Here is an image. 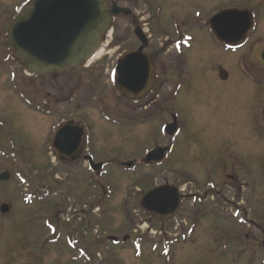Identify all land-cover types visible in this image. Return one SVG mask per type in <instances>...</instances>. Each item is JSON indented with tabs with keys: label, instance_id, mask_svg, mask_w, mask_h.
<instances>
[{
	"label": "rangeland",
	"instance_id": "1",
	"mask_svg": "<svg viewBox=\"0 0 264 264\" xmlns=\"http://www.w3.org/2000/svg\"><path fill=\"white\" fill-rule=\"evenodd\" d=\"M27 1L0 0V24L11 27L16 11ZM180 7L204 30L190 42V55L198 62L206 54L216 58L198 66L189 80L181 118L186 131L173 142L176 156L169 160L178 167L174 170H151L138 161L153 143L163 142L160 123L138 128L132 123L120 125L124 122L113 116L118 110L113 83L120 47L117 31L130 29L126 18L115 21L103 55L90 71L81 78L76 73L45 78L42 94L36 91L38 81L12 55H0L6 60L0 66V143L5 150L0 154V174L12 172L11 180L0 181V206L9 203L12 211L0 219V264H250L252 260L264 264V231L259 232V226L264 230V94L257 88L254 100H248V85L239 82L244 78L240 54L222 62L223 50L206 28L210 18L224 9H254L259 27L253 40L260 39L257 48H264V0H187ZM162 32L154 36L157 46L164 41ZM9 66L21 77L8 80ZM218 66L228 69L232 79L222 87L209 81ZM251 66L255 73L263 67L254 59ZM206 84L210 85L201 87ZM203 92L212 95L208 104L200 102ZM99 101L112 114L110 120L100 114ZM206 105L215 109L209 111L210 117L204 112ZM38 112L49 117L39 118ZM69 119L88 127L90 151L97 162L106 164L102 174L89 173L83 161L65 164L52 157L54 136ZM130 161H136L131 171L121 166ZM228 174L236 180L222 181ZM206 183L218 185L219 195L216 186L210 189ZM164 184L199 191L204 202L197 205L195 198L189 199L174 216L151 217L141 207L142 198ZM26 197L31 198L29 203ZM224 198L232 202L217 206ZM89 200L100 209L99 214L97 205L90 211L88 260L81 258L86 244L73 241L63 211L71 202ZM240 206L248 207V212ZM146 224L155 233H142ZM126 236L130 241L125 247L109 242ZM239 243L254 252L237 247Z\"/></svg>",
	"mask_w": 264,
	"mask_h": 264
},
{
	"label": "flooded vegetation",
	"instance_id": "2",
	"mask_svg": "<svg viewBox=\"0 0 264 264\" xmlns=\"http://www.w3.org/2000/svg\"><path fill=\"white\" fill-rule=\"evenodd\" d=\"M109 1L111 5L117 4L121 8H127L130 10L129 15L122 16L115 20L117 21L119 19L126 18L127 21H129L130 27L129 30L127 29L117 31L116 44H119L120 47L118 56L115 61V68L117 69L118 73V85H115V89L117 92L115 108L116 110L118 108V110L115 114L119 120L126 123L139 122L140 124H142L143 122H145L149 126H155V123H160L159 126L162 130L164 126L172 122L171 120L174 119L175 116L178 117L179 120L183 117V111L185 110V103L187 99L186 93L191 84L189 81L190 78L193 77L194 74H196L198 66H203L204 63L213 60L214 58H216V56L213 54H206V56L202 57L201 62H198L194 57L190 55L191 51H187L186 48L188 39H190L189 41L192 42L196 40V37L200 33H204V30L200 24H198L195 20L187 19L186 14L183 13L185 9L180 7V3L185 4L187 0H124V4H126L125 6H121L117 0ZM170 9L172 10V12ZM165 12H170V15L165 17V15L167 14H165ZM0 25V55H8L9 48L7 47L5 39L9 30V26H7V24L5 23H1ZM258 26V15H256L255 13L254 29L249 33L248 39L245 42L244 46L237 49L235 52L234 49L227 47L225 44L217 42L216 38L212 34L211 27L209 25H206V28L213 36V39L223 50L221 60L222 62H224L225 60L228 62L230 57L234 56V54L236 53L240 54L238 62H240V69L244 78L240 79L239 82L241 81L244 85H248V89L250 87L249 90H245L247 91L245 95L249 97L248 100H254L257 88L261 90L262 95L264 94V61L262 60L264 48H257L259 47L257 45L261 42L260 39L253 40L255 37L254 33L258 29ZM159 30L163 31L162 33L165 35V38L163 39L164 41L161 42L159 46H157L155 44L154 36L158 35V32H160ZM144 37H147L149 41L148 47L143 54L149 57L152 65L150 67L147 60H143L146 63L147 71L142 75L141 89L137 93L141 97L128 98L122 93L121 84H119L120 68L122 67L125 55L129 53L140 52V48L144 44ZM124 47H127V49L122 50ZM252 59L262 63L263 65V67H261L256 73L251 68ZM4 61V57L0 56V66ZM133 62V66H138V60ZM87 69L88 68H84L82 69V71H89ZM222 70L228 71V69L222 66H218L217 70L213 74H211V79L209 81L215 82L221 87L224 86V84L231 82L232 79L229 71V78L227 80L221 79L220 72ZM35 79L36 81H38V83H35H37V85L39 84V87H37L36 91L42 94L43 79L42 77H35ZM209 85L210 84H206L202 85L201 87H206ZM210 97H212L211 94L207 95L203 92V94H201L200 102L202 104H208L210 101H212ZM214 110L215 109H207L206 105L204 112H207L205 113L206 116L210 117L208 114L209 111L212 112ZM38 115H42L38 117L44 119H46V116L49 117L48 115L41 114L40 112ZM67 123H72V128L78 131H80L79 129L81 128L87 129L86 126L84 127V125L81 124L80 121L75 119H70L67 121ZM142 125L136 127L139 128ZM180 127L182 129L181 125ZM161 130L159 129V134ZM83 132L84 130L82 129V133ZM161 135L164 137V140L162 139L163 142L153 143L151 150L158 146L165 147L169 145L168 137L164 136L162 132ZM88 141L89 132L87 129L86 134L81 136L80 141L75 148L76 152H78L80 156H82L78 159L79 161L82 160L84 155L87 154L89 150ZM0 150L2 152H5L4 148L1 146V143ZM175 156L176 153L174 150L168 155L165 162L155 163L156 161H154L150 168H178L175 167V163L169 161L171 157ZM72 160L77 161L75 158H72ZM10 173L12 176L11 171ZM224 178L225 180H236L230 174L225 175L222 181H224ZM186 197L189 196L187 195ZM229 202L231 203L232 201L224 198V201H220L217 206L220 205L221 208H223L225 204H228ZM217 211L220 212V210ZM261 231L263 232L264 230L261 226H259V232ZM247 238L249 239V236H247ZM252 261L250 264H253Z\"/></svg>",
	"mask_w": 264,
	"mask_h": 264
},
{
	"label": "water",
	"instance_id": "3",
	"mask_svg": "<svg viewBox=\"0 0 264 264\" xmlns=\"http://www.w3.org/2000/svg\"><path fill=\"white\" fill-rule=\"evenodd\" d=\"M121 13L129 14L114 5L110 7L108 0H30L15 20L8 37L14 57L31 73L39 76H58L80 68L85 62L93 59L100 49L104 37L110 30L113 17ZM213 30L221 42L232 46L240 45L252 28L251 16L248 11H225L215 17ZM144 45L138 53L126 55L120 68L122 92L128 97H138L141 89V79L146 72V63L152 65L149 57L143 54L148 43L144 37ZM264 59V54H263ZM139 61L133 66V61ZM226 80L228 75H221ZM177 124L167 127L166 131L174 135ZM82 133L66 126L59 131L54 146L63 155L79 156L74 150L80 141ZM156 149L150 153L145 163L152 160L162 161L165 151ZM95 172H100L102 164H95L91 157H86ZM129 168L132 163L127 164ZM9 179V174L1 176ZM182 196L179 190L172 186H163L147 194L143 199V207L162 216H169L179 211ZM7 206L2 208L6 213Z\"/></svg>",
	"mask_w": 264,
	"mask_h": 264
},
{
	"label": "bare ground",
	"instance_id": "4",
	"mask_svg": "<svg viewBox=\"0 0 264 264\" xmlns=\"http://www.w3.org/2000/svg\"><path fill=\"white\" fill-rule=\"evenodd\" d=\"M103 52H104V50L100 51V53L98 54L96 60H99V59L102 57ZM96 60H95V61H96Z\"/></svg>",
	"mask_w": 264,
	"mask_h": 264
}]
</instances>
